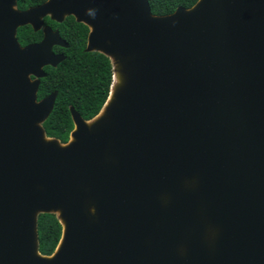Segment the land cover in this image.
Listing matches in <instances>:
<instances>
[{"label": "water", "instance_id": "1", "mask_svg": "<svg viewBox=\"0 0 264 264\" xmlns=\"http://www.w3.org/2000/svg\"><path fill=\"white\" fill-rule=\"evenodd\" d=\"M47 16L86 25L123 77L103 118L69 108L65 144L42 128L56 93H36L66 43L16 38ZM39 213L62 225L50 256ZM0 264H264V0H0Z\"/></svg>", "mask_w": 264, "mask_h": 264}, {"label": "trees", "instance_id": "2", "mask_svg": "<svg viewBox=\"0 0 264 264\" xmlns=\"http://www.w3.org/2000/svg\"><path fill=\"white\" fill-rule=\"evenodd\" d=\"M45 0H16L18 10H26L40 5ZM197 0H148L151 14L163 16L171 14L177 7L185 9ZM45 24L58 30L66 41L67 48H59L65 59L57 66H45V77L40 79L36 93L40 100L52 92L56 93L53 109L42 123L45 136L65 144L73 129L69 108L89 121L105 104L112 83L113 69L108 56L97 51H86L88 27L67 16L60 22L49 18ZM41 31L34 32L29 25L18 27L16 38L21 46L40 41ZM37 251L40 255L50 256L58 246L62 225L54 213H39L36 217Z\"/></svg>", "mask_w": 264, "mask_h": 264}, {"label": "bare ground", "instance_id": "3", "mask_svg": "<svg viewBox=\"0 0 264 264\" xmlns=\"http://www.w3.org/2000/svg\"><path fill=\"white\" fill-rule=\"evenodd\" d=\"M119 64H115L114 65V72H113V76H112V83L110 86V93L108 96V99L106 100L103 108L101 109L100 113L93 118L92 120L88 121V124H91L92 122H95L96 120L103 118L106 114V108L107 106L112 102V100L114 99V93L121 87V85L123 84V77L120 74L119 70ZM58 214V213H57Z\"/></svg>", "mask_w": 264, "mask_h": 264}, {"label": "flooded vegetation", "instance_id": "4", "mask_svg": "<svg viewBox=\"0 0 264 264\" xmlns=\"http://www.w3.org/2000/svg\"><path fill=\"white\" fill-rule=\"evenodd\" d=\"M47 0H45L44 2H46ZM43 2V3H44ZM42 3V4H43ZM41 5V4H40ZM38 6V5H37ZM65 17H67V16H65ZM65 17L63 18V20L65 19ZM73 17V16H72ZM45 18H49L48 16L47 17H43L42 18V27L39 29V30H37V31H41V33H42V29L44 28V27H46V26H48L49 28H51V26H49V25H47V24H45V22H44V19ZM74 18V17H73ZM50 19V18H49ZM51 20V19H50ZM62 20V21H63ZM52 21H54V20H52ZM61 21V22H62ZM76 21V20H75ZM54 22H56V21H54ZM57 23H60V22H57ZM31 27V26H30ZM32 28V27H31ZM33 30V29H32ZM51 30L54 32V31H57L58 32V30H54V29H52L51 28ZM34 31V30H33ZM37 31H34V32H37ZM58 35H59V37L61 38V40H63L64 41V43H66V41L60 36V34H59V32H58ZM42 38H43V33H42V37H41V39H40V41L42 40ZM40 41H38V42H40ZM38 42H35V43H38ZM30 44H33V43H30ZM67 43H66V46L64 47V46H56V45H53L52 46V52L54 53V54H62V55H64L63 53H61V52H59V48H61V49H65V48H67ZM65 56V55H64ZM65 59V58H64ZM44 68V67H43ZM32 79H33V77H31Z\"/></svg>", "mask_w": 264, "mask_h": 264}, {"label": "rangeland", "instance_id": "5", "mask_svg": "<svg viewBox=\"0 0 264 264\" xmlns=\"http://www.w3.org/2000/svg\"><path fill=\"white\" fill-rule=\"evenodd\" d=\"M111 62L113 63V67H114V60L111 58ZM57 216V214H55Z\"/></svg>", "mask_w": 264, "mask_h": 264}]
</instances>
